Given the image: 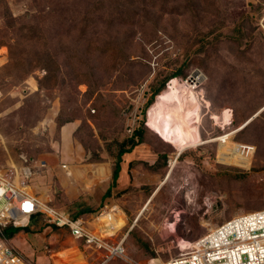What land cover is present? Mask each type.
<instances>
[{
    "label": "rangeland",
    "instance_id": "1",
    "mask_svg": "<svg viewBox=\"0 0 264 264\" xmlns=\"http://www.w3.org/2000/svg\"><path fill=\"white\" fill-rule=\"evenodd\" d=\"M0 43V174H19L110 242L124 239L135 264H164L210 229L264 209V0H5ZM177 73L187 78L163 90ZM196 73L194 94L185 82ZM139 129L142 143L126 153L135 160L114 185L122 143ZM42 160L48 168L34 169ZM88 164H98L85 171L93 180L78 188L92 191L91 206L67 191ZM118 184L115 199L95 204ZM52 228L45 245L59 259L100 263L93 248ZM23 238L11 243L27 256Z\"/></svg>",
    "mask_w": 264,
    "mask_h": 264
},
{
    "label": "built area",
    "instance_id": "2",
    "mask_svg": "<svg viewBox=\"0 0 264 264\" xmlns=\"http://www.w3.org/2000/svg\"><path fill=\"white\" fill-rule=\"evenodd\" d=\"M62 167L71 175L66 164ZM33 168L42 171L48 168V163L42 160ZM17 177L8 179L0 174V264H33L12 245L6 230L28 229L37 216H42L52 227L67 230L75 240H82L93 248L101 258L99 264L116 260L135 264L127 254L124 239L118 243L110 242L109 235L91 230L82 219L44 201L22 185ZM40 251L50 258L55 255L49 245ZM164 264H264V209L237 215L210 229L193 243L188 253Z\"/></svg>",
    "mask_w": 264,
    "mask_h": 264
},
{
    "label": "crops",
    "instance_id": "3",
    "mask_svg": "<svg viewBox=\"0 0 264 264\" xmlns=\"http://www.w3.org/2000/svg\"><path fill=\"white\" fill-rule=\"evenodd\" d=\"M72 125L73 124H68L67 132L72 130V128H73ZM74 126H77V125L75 124ZM79 152L82 154V151H79ZM67 160L74 163L75 158L68 155ZM133 160H135V159H133L131 154H125V156L123 157V161L121 162L122 169L120 171V174H121L120 176H123V178H122L123 180H125L124 175L129 168V164L131 162H133ZM63 165H65V164H62V166ZM66 165L68 166V169H69V165L68 164H66ZM94 165H98V164L86 165V168L84 170H81L80 175H82V176H78L79 173L76 174V178H79V181L77 182V185H79V186L75 185V187L67 188V191L69 192V197L72 200L73 199L83 200V202H87L88 206H91V204H92L90 201V198L88 197V195L91 194L92 191L89 190V188L88 189H86V188H87L88 182H92L93 179L91 177H86L85 171H89L91 169V166H94ZM101 165H105V164H101ZM107 165H108V169L112 170L111 169V163L109 162V163H107ZM62 169H63V167H62ZM69 171H70V169H69ZM103 172H104V169H103ZM70 173H71V175H68V172L66 171V174L68 177H71L73 175V173L71 171H70ZM58 175L61 179H63V181L65 180L64 171L58 170ZM113 184L115 185L114 180H113ZM81 185L83 186V188L86 186V188L84 189L85 191L81 192V190H79L78 187H80ZM120 188H121V185H119V184L117 185L116 188H115V186L109 185L108 188H106V189H104V191L100 192V195L98 198H96V197L94 198V200L96 199L95 204H97V202L102 203L103 201L108 200V199H115V195H116L115 192L116 191L119 192ZM81 197H82V199H81ZM135 223H136V219H135L134 224ZM52 230H53L52 226L48 225L46 220L42 216H37L32 220L31 227L28 228L29 232L21 231L18 235H16L13 239H11V242L14 243L15 239H17L18 236L24 235V238H23L24 241L23 242L26 243L27 256L31 260L33 259V261H37V262H38V260H41L42 264H46L44 261V258H48L49 262L47 264H68V262L65 259H59L57 256H55L56 254L52 258H50V257L45 256V254L42 255L41 254L42 252L39 254L36 253V249H39V251H40L41 248L43 246H45V242H47L48 240H52V238H53V235L51 234ZM86 264H88V262H86Z\"/></svg>",
    "mask_w": 264,
    "mask_h": 264
},
{
    "label": "trees",
    "instance_id": "4",
    "mask_svg": "<svg viewBox=\"0 0 264 264\" xmlns=\"http://www.w3.org/2000/svg\"><path fill=\"white\" fill-rule=\"evenodd\" d=\"M4 1L5 0H0V4H3L4 3ZM1 44V43H0ZM182 73H177V75H173L170 79H169V81H165L164 83H163V90H164V88L166 87V84H167V82H170V81H172L174 78H177L178 76H182L184 79H186L187 78V75L186 74H182ZM158 94H160L159 92H157V93H154V97L156 96V95H158ZM153 101V98L150 100V102H151V104L153 103L152 102ZM136 139H138V140H136ZM142 140H143V131L141 130V129H139V130H136V131H134V134H133V136H132V138L131 139H129L128 141H125V142H123L122 143V149L120 150V152H119V160H118V162H119V164H117V168L114 170V173H113V178H114V181H116V179H117V177H118V172L120 173V164H121V162H122V157H123V155H125L127 152H130V150H132L133 148H135L136 146H138L140 143H142ZM131 144L130 145V147H127V145L128 144ZM121 158V159H120ZM227 221H229V220H227ZM227 221H225V222H227ZM224 222V223H225ZM223 224V223H222ZM22 231V229H16L15 230V232H14V235H12L10 238H9V240L10 239H13L16 235H18L20 232Z\"/></svg>",
    "mask_w": 264,
    "mask_h": 264
},
{
    "label": "bare ground",
    "instance_id": "5",
    "mask_svg": "<svg viewBox=\"0 0 264 264\" xmlns=\"http://www.w3.org/2000/svg\"><path fill=\"white\" fill-rule=\"evenodd\" d=\"M202 79V75L200 73H196L192 79H190V81H186L185 82V85L188 87V89L190 91H192L194 94H196V89L198 88V83L201 81ZM264 110V108L260 111V113ZM228 114V113H227ZM259 115V114H258ZM226 116V115H225ZM227 117V116H226ZM228 137V135H225V136H222V137H219L217 138L215 141H220V140H224ZM202 145V144H201ZM188 147L180 150L174 160L172 161L171 163V167L167 173V176L165 178V180L162 182V184L154 191L152 197L148 200V202L145 204V206L141 209L140 213L138 214V216L136 217V222H138L140 220V217L142 216V214L148 209V206L149 204L151 203L152 199L154 198V196L158 193V191L161 189L162 185L169 179L172 171H173V168L175 167V165L177 164V161H178V157H179V154L180 153H183L184 150H186ZM135 225V224H134Z\"/></svg>",
    "mask_w": 264,
    "mask_h": 264
},
{
    "label": "water",
    "instance_id": "6",
    "mask_svg": "<svg viewBox=\"0 0 264 264\" xmlns=\"http://www.w3.org/2000/svg\"><path fill=\"white\" fill-rule=\"evenodd\" d=\"M181 154H182V153L179 154V157H180ZM179 157H178V158H179ZM68 213H69V212H68Z\"/></svg>",
    "mask_w": 264,
    "mask_h": 264
}]
</instances>
